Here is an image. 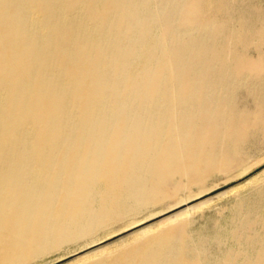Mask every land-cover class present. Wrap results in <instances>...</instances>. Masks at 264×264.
Listing matches in <instances>:
<instances>
[{"label": "bare ground", "instance_id": "obj_1", "mask_svg": "<svg viewBox=\"0 0 264 264\" xmlns=\"http://www.w3.org/2000/svg\"><path fill=\"white\" fill-rule=\"evenodd\" d=\"M247 12L236 26L208 0H0V264L209 193L179 200L264 134V10ZM241 208L239 249L213 264H264V221ZM188 224L89 264H210Z\"/></svg>", "mask_w": 264, "mask_h": 264}, {"label": "rangeland", "instance_id": "obj_2", "mask_svg": "<svg viewBox=\"0 0 264 264\" xmlns=\"http://www.w3.org/2000/svg\"><path fill=\"white\" fill-rule=\"evenodd\" d=\"M208 2L231 3L233 6L231 18L236 26L250 20L247 14L248 7L264 10V0H208ZM254 25L258 26L257 19H254ZM251 42L255 45L259 43L258 39ZM260 46L264 49L262 44ZM242 104L248 110L254 109L253 102L249 100L243 101ZM252 137L241 146L239 152L241 157L236 165L223 168L203 182L199 180L194 184L185 182V188L179 193V200L187 202L209 192L200 199L175 210L167 204L127 216L87 237L68 243L62 242L54 250L28 264H89L136 244L183 218L189 223L187 231L191 239L195 243L199 241L207 243L210 264L220 260L227 251H237L239 248L236 242L229 237L237 224L235 218L237 205L242 206L243 215L249 214L264 221V134L259 133ZM234 186L238 187L230 191ZM209 199L211 201L200 208L189 210L184 215L177 214ZM174 215L175 217H172ZM256 233L260 236L259 240L264 243V231L260 226L256 227ZM216 238H220L222 243H214ZM236 264L244 263L238 259Z\"/></svg>", "mask_w": 264, "mask_h": 264}]
</instances>
